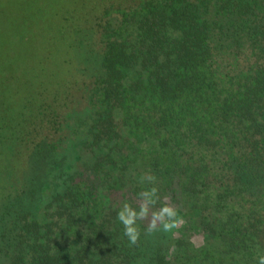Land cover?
Segmentation results:
<instances>
[{"label": "trees", "instance_id": "16d2710c", "mask_svg": "<svg viewBox=\"0 0 264 264\" xmlns=\"http://www.w3.org/2000/svg\"><path fill=\"white\" fill-rule=\"evenodd\" d=\"M100 1L75 75L39 88L23 133L1 127L25 148L0 145V264H258L264 0ZM170 219L204 248L166 234Z\"/></svg>", "mask_w": 264, "mask_h": 264}, {"label": "rangeland", "instance_id": "374dc122", "mask_svg": "<svg viewBox=\"0 0 264 264\" xmlns=\"http://www.w3.org/2000/svg\"><path fill=\"white\" fill-rule=\"evenodd\" d=\"M89 1L0 0V134L6 133L1 136L0 145L6 146V152L24 158L22 151L25 147L21 141L8 140L16 133L7 131V127L2 130L1 127L19 123L16 128L21 131V127L26 128L27 106L37 103L39 88L60 84L68 74L75 75L77 65L83 63L84 57L80 58V55H85L87 48L76 54L74 43H79L80 39L83 43L88 37L85 27L81 25L83 18H80L83 9L87 8L86 14H89ZM105 3L106 0L100 1L101 5ZM42 23L44 31L41 32ZM66 25L70 28L62 36L60 30H65ZM78 25L77 29H81V32L73 34L72 30ZM61 37L66 42H62ZM63 43L73 50L67 53ZM79 59L80 63L77 64ZM66 60L72 62L69 69L62 63ZM31 107L33 114L37 107ZM20 161L24 162L21 158ZM8 162H0V176L11 167ZM20 169H24L21 163L15 170ZM165 233L174 239L186 240L198 249L204 248L207 241L194 225L181 221Z\"/></svg>", "mask_w": 264, "mask_h": 264}, {"label": "clouds", "instance_id": "9594fccd", "mask_svg": "<svg viewBox=\"0 0 264 264\" xmlns=\"http://www.w3.org/2000/svg\"><path fill=\"white\" fill-rule=\"evenodd\" d=\"M164 210L168 212L170 218H173V217L176 216L175 211L169 210L167 207H165ZM119 219L122 222L124 221V213L123 212L119 213ZM177 223H178V221L174 222L172 219H170L169 223L165 224L164 230L168 231V230L176 227ZM125 235L127 237H129L130 243H132V244H135L137 242L138 238H139V234L138 233L130 232L129 230H127V228H125ZM258 264H264V255L258 257Z\"/></svg>", "mask_w": 264, "mask_h": 264}]
</instances>
